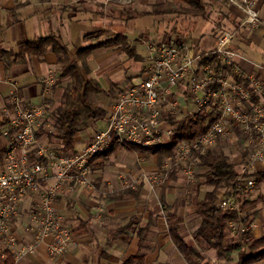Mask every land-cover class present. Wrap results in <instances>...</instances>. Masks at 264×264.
<instances>
[{"label":"crops","instance_id":"crops-1","mask_svg":"<svg viewBox=\"0 0 264 264\" xmlns=\"http://www.w3.org/2000/svg\"><path fill=\"white\" fill-rule=\"evenodd\" d=\"M155 1L132 0L120 4L116 0H0V49L16 53L20 41L54 35L73 53L90 43L89 35L100 39L116 33L124 35L134 50L133 57L119 49L99 47L87 58L89 73L86 78L95 79L103 90L92 95V99L107 113L118 89L134 85L143 78L151 43L181 38L186 45L210 50L215 43L220 11L229 13L236 20L242 16L236 7L223 4L220 7L213 1L216 5L207 19L159 21L158 17L147 14ZM255 1L260 26L257 29L239 27L232 46L242 55L239 61L242 72L264 80V0ZM143 15L151 19L138 24ZM198 21L205 24L201 31L195 26ZM221 22L226 28L233 27L229 18ZM152 26L158 28L155 33L149 30ZM66 82L67 77H59L57 58L50 49L41 57L11 63L8 68H5L0 53L1 112L10 111L12 97L17 96L27 105L43 106L48 113L59 105ZM170 89L169 96H177L179 102L174 117L194 110L190 101L177 95L182 89L180 84ZM46 101L52 103L48 108ZM105 117L106 114L103 119L96 120L100 125L87 119V124L74 137V150L80 149L96 131L105 127ZM161 127L163 130L171 128L167 120ZM168 137L169 134L164 132L158 142H166ZM37 139L39 144L56 147L45 135ZM10 142V138L0 136V149H8ZM224 147L225 153L233 152L229 157L235 169L240 171L243 164L240 152L235 153L232 146ZM172 162V157L159 161L157 153L116 147L105 163L97 162L89 168L90 185L62 189L54 199L53 206L61 223L72 231L73 243L68 249L62 255L51 257L47 253L50 237H44L32 252L16 257L12 253L14 264H120L128 256H142L143 261L137 264H188L168 235L164 207L172 206V211L182 220L180 236L187 244L195 245L192 233L199 225V218L194 212V204L203 198L208 187L198 186L203 178L188 182L181 168ZM254 168L253 172L264 171V163H256ZM172 169L176 171L169 176ZM205 170L204 166H196V174ZM125 187L137 189L138 197L113 196ZM246 198L251 203L245 208L250 214L248 219L252 220L251 233L255 238L264 237V178L256 180L254 191ZM34 207L35 195L25 196L19 203L18 215L12 218V230L20 240L18 249L32 239ZM81 225H84V231L78 233ZM113 231L118 235L109 240V232ZM234 239L236 235L229 231L227 243ZM203 253L210 264H236L235 254L232 260L224 261L212 248ZM251 264H264V258Z\"/></svg>","mask_w":264,"mask_h":264},{"label":"built area","instance_id":"built-area-1","mask_svg":"<svg viewBox=\"0 0 264 264\" xmlns=\"http://www.w3.org/2000/svg\"><path fill=\"white\" fill-rule=\"evenodd\" d=\"M116 1L128 4L132 0ZM213 1L236 7L242 15L239 27L260 26L255 0ZM233 36L231 30H223L210 50L186 45L181 38L151 43L141 81L117 90L106 113L105 127L72 152L39 144L36 132L51 131L47 110L27 105L13 96L10 111L5 110L9 124L2 134L11 142L0 165V259L6 256V250L16 254L14 257L32 252L44 237H50L49 256L62 255L68 249L73 243L72 231L61 223L54 199L62 189L91 184L89 160L93 155L111 149L115 143L150 147L164 132L170 134L171 128L163 130L161 123L178 113L177 96H169L173 85H181L177 95L190 101L194 111L211 110L213 106L218 111L206 132L181 140L175 147L172 164L181 168L188 182L196 173L194 151L204 153L218 140L236 144L239 134L249 154L238 172L251 173L256 163H264L263 79L242 72L239 66L242 55L232 48ZM233 77L246 79L248 83L236 82ZM238 185L243 194H250L255 189V179L247 176ZM29 195H35L32 239L18 249L20 240L12 230V218L18 215L21 199ZM218 204L238 210V203L227 198L222 197ZM229 225L234 228L235 223ZM237 228L242 230L240 225Z\"/></svg>","mask_w":264,"mask_h":264},{"label":"trees","instance_id":"trees-1","mask_svg":"<svg viewBox=\"0 0 264 264\" xmlns=\"http://www.w3.org/2000/svg\"><path fill=\"white\" fill-rule=\"evenodd\" d=\"M215 5L213 0H156L150 5L147 14L158 17L159 21L166 20L167 22L177 18L181 20L207 19ZM217 5L222 6L218 3ZM224 18H229L233 27L226 28L221 22ZM239 22L240 19L236 20L229 13L220 11V18L216 21L214 42L218 34L226 29L231 30L235 36L236 31L239 30ZM87 39L90 43L73 53L61 44L54 35L20 41L16 53L11 50L0 49L5 68H8L11 63L25 62L33 56L41 57L48 49L55 54L59 77H67L68 82L63 86L59 105L47 113L51 131L40 130L36 132V136L38 138L45 135L49 142L55 143L56 147H60L63 152L74 151V137L82 129L84 118L96 121L103 119L106 114L105 110L92 99V95L102 93L103 90L95 79L86 78L89 73L88 56L99 47L119 49L129 57L134 56V50L127 38L120 33L101 39L96 35H89ZM233 79L246 85L248 83L246 79L240 77H233ZM252 100L256 101V98L252 96ZM46 103L47 108L52 105L50 101H46ZM217 116V107L213 106L211 110L202 108L199 111H185L178 117H168L166 120L171 127V132L166 142H158L150 147L115 143L111 149L93 155L89 160V168L94 167L97 162L99 164L105 163L114 149L122 146L129 150L157 153L159 161L166 157H173L179 141L192 139L206 132ZM8 124L9 118L0 114V136ZM239 137L236 144L227 140H218L214 146L215 150H211L212 147L204 153L194 151L192 154V157L196 159V166L206 167L204 172L194 174L197 179L203 178L198 186L208 187L203 198L194 204V212L199 218V225L192 233L195 245L187 244L180 236L179 228L182 220L172 211V206L166 205L164 207L163 216L167 224L168 235L188 264H210V260L203 253L209 248L214 249L217 257L224 261L232 260L235 254L236 264H251L264 258V237L255 238L252 235L250 229L252 220L248 219L250 214L245 210L251 204L246 198L249 194H243L238 185L242 178L250 175L255 176V182L264 178V171L238 172L234 167V162L223 150L226 145L230 148L232 145H236L242 156V163L245 164L249 154L248 148L243 145L241 134ZM7 138L9 137L7 136ZM6 151V148L0 149V165L4 162ZM175 171L176 169H172L169 176H172ZM168 180L169 177L165 182ZM136 190L125 187L113 196L117 198L123 195L138 197ZM222 197L231 202H237L238 210L220 207L218 203ZM230 222L235 223L234 228L229 225ZM238 225L242 230L237 228ZM84 228V225H81L78 233L84 231ZM229 231L236 235V239L227 243ZM117 235V231L109 232L108 239L112 240ZM5 254L6 256L1 260L2 264H14L12 252L6 250ZM142 261V256H128L122 259L120 264H137Z\"/></svg>","mask_w":264,"mask_h":264},{"label":"rangeland","instance_id":"rangeland-1","mask_svg":"<svg viewBox=\"0 0 264 264\" xmlns=\"http://www.w3.org/2000/svg\"><path fill=\"white\" fill-rule=\"evenodd\" d=\"M147 18H149V19H151V17H148L147 15H143V16H141L140 18H139V20L137 21V23L138 24H142V23H144L146 20H147ZM192 23L193 22H191L190 23V25L192 26ZM195 26H196V28L198 27V28H200L199 29V31H201V30H203V28L205 27V24L203 23V22H200V21H198L196 24H195ZM157 26H152L151 28H149V30H150V32L151 33H155L156 31H157ZM0 114H3V115H5V111H3V112H1L0 111ZM87 122H88V120L86 119V118H84L83 119V123H82V128L87 124ZM97 124H101L99 121L97 122V121H95ZM226 147H228V146H225L224 148H226ZM227 149V148H226ZM232 149H234V152L236 153L237 151H238V147L236 146V145H232ZM231 153H233V152H227V154L229 155V154H231ZM195 178V177H194Z\"/></svg>","mask_w":264,"mask_h":264}]
</instances>
